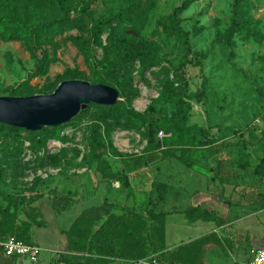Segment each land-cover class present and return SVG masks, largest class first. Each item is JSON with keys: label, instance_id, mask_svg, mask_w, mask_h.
<instances>
[{"label": "rangeland", "instance_id": "374dc122", "mask_svg": "<svg viewBox=\"0 0 264 264\" xmlns=\"http://www.w3.org/2000/svg\"><path fill=\"white\" fill-rule=\"evenodd\" d=\"M41 1L44 0H23L20 4L35 14L34 9ZM233 1L141 0L131 20L107 27L99 40L86 34L90 59L71 40L72 36L77 35V30L66 26L63 34L55 36L56 45L45 43L33 50L22 40L0 39V96L51 93L68 79H84L93 83L96 67L103 73L106 84L119 89L117 80L124 81V93L127 95L120 93L119 102L137 112H145L155 101L158 111L154 116L159 117L162 112L171 117L181 107L175 102L176 97L180 96L192 105L190 123L212 124L217 131H213V135H219L217 127L229 129L227 142L232 145L228 151L232 154L239 155L240 151L248 149L254 156H262L264 0H251L253 7L248 15L249 33L236 32L231 35ZM68 3L71 16L83 12V9L85 13H103L124 5L123 0H68ZM183 5L185 7L178 13V24L184 34L179 35L174 28L172 14ZM66 11L61 9L54 12L49 8L46 16L47 19L63 18ZM44 57L49 61L48 73L36 75ZM135 88L140 95L130 102L128 93ZM200 96L202 100H199ZM98 111L92 107L74 123L69 121V124H62L61 136L64 140L49 137L51 130L48 127L40 131H22V137L13 141L0 140V202L5 204L21 195H33L31 188L41 173L58 171L45 178L42 186L44 199L37 201L47 222L44 226H37L33 234V240L35 236L43 249L37 264H57V252L65 242L61 228L70 226L69 222L82 208V205H78L69 210L64 218H57L53 205L46 200L49 196L75 192L76 187L82 186V199L92 202L105 197L106 189H117L113 184L109 187L106 182L99 189L96 186L98 182L93 179L97 163L92 160L94 153L89 138L93 134L92 126ZM259 118L263 119L262 122L256 123ZM123 121H126V117ZM230 131H236V136H230ZM146 136V129L138 132L136 129L129 131L115 127L112 132L113 146L102 147L98 153L109 160L115 169H126L130 158L143 152ZM242 136L248 141V148L242 144ZM53 140L57 142L56 145H52ZM26 142L32 144L27 146ZM57 154H60V158L54 163L52 157ZM173 157V151H166L159 156L158 163L154 161L147 167L153 173L157 167L163 172V165H168L171 171L185 168L174 162ZM115 192L117 198L121 191L117 189ZM99 193H102V197L98 198ZM145 201L144 192L131 198V204L139 206H143ZM262 213L259 218L244 214L242 220L226 226L227 229L219 228L217 231L220 235L233 240L234 248L207 247V264L247 262L256 245H264V239H260L264 237V211ZM209 226L211 224L202 223L185 228L179 234L197 238L206 234ZM177 235L171 226L168 243L179 242ZM17 264L32 263L19 257ZM112 264L133 263L119 260Z\"/></svg>", "mask_w": 264, "mask_h": 264}, {"label": "trees", "instance_id": "16d2710c", "mask_svg": "<svg viewBox=\"0 0 264 264\" xmlns=\"http://www.w3.org/2000/svg\"><path fill=\"white\" fill-rule=\"evenodd\" d=\"M22 1L0 0L1 40H22L33 50L44 46L45 43L56 45L55 36L63 34V28L66 26L68 29L77 30V35L72 36L71 40L77 44L87 59L91 58V54L89 53V39L86 34H91L93 39L99 40L107 27L131 20L141 4V0H123L124 5L103 13H85L83 9V12L71 16L68 0L41 1L34 9L35 14L20 4ZM232 4L233 15L230 34L233 35L236 32L249 33L248 15L251 7H253L251 0H234ZM184 7L185 5L177 7L172 14L173 25L179 35L184 33L178 24V13ZM49 8L53 9L54 12L67 9V14L63 18L47 19L46 15ZM48 68L49 61L44 57L41 59L36 75H46ZM76 74L80 73L76 72ZM93 79V83L107 82L103 73L98 71L96 67H94ZM117 85L120 93L125 95L126 84L124 81L117 80ZM139 95V90L135 88L128 93L127 98L131 102ZM199 100H202L201 96ZM175 102L181 107L171 117L162 112L159 117H155L154 113L158 111L155 101L143 113L137 112L121 101L113 106L91 103L86 110L69 122L74 123L92 107L99 110L93 122V134L90 136L89 142L94 153L92 160L97 163L95 169L101 182L116 180L120 181L123 187L130 189L127 173L115 169L109 160L103 158L100 152L98 153L102 147L113 146L112 132L115 127H123L129 131L136 129L138 132L146 129V145L141 155H134L130 158L132 168L148 165L155 160L158 154L169 150L173 151L174 157L187 167L193 168L196 165V161L192 159L193 153L202 152L206 147L218 142H221L218 149L220 152L229 147L230 143L227 142L229 129L217 127L219 135H213L209 127L190 123L192 110L190 102L183 100L180 96L176 97ZM124 117H126V121H123ZM62 126L48 127L51 130L49 137L64 140V137L61 136ZM25 130L0 123V140L4 142V140L19 139L22 137L21 132ZM161 130L168 134L162 139L159 138ZM230 133V136H236V131H230ZM242 140L244 147L248 148L249 143L244 136H242ZM260 142L264 147V130H262ZM115 155L120 156V154ZM240 156L237 161L232 162L229 169H238L244 172L242 181L236 186L238 200L235 202L231 199L228 202L231 211L240 208L244 213L232 214L230 221L239 220L244 214L248 215L264 210V155L254 156L250 150L245 149L241 151ZM58 158H60V154L53 156L52 161L56 163ZM228 172L230 171H227V174ZM45 182V178L36 179L31 188L33 195L29 197L21 195L5 204L0 202V242L5 241L10 236H16L26 242L35 243L33 229L37 226H43L45 223L39 219L41 213L36 211L37 207L34 204L44 197L42 186ZM163 186L162 183H155L145 212L135 207L124 206L121 207L123 212L118 214L115 212L118 204L108 199L86 203L70 227L62 230V234L66 236V252L60 253L57 264H112L119 260L133 263L135 260L151 254H156L160 260L178 264H207L205 258L207 247L211 245L222 249L227 246L233 247L232 243L234 242L230 237H223L218 231H211L170 248L167 244V217L169 213L158 211L156 209L157 202L154 199L158 198L161 202L165 198V195H161L159 191ZM158 191L159 196L155 197V193ZM131 193L129 192L130 195ZM81 196V190L67 194L54 193L51 195L50 201L57 215H62L80 205ZM93 202L97 203L92 204ZM186 218L193 222L214 220L218 226L226 223L214 212L201 207L187 209ZM260 239H264V237ZM262 246L264 245H258L256 250ZM17 259L4 257L0 244V264H16ZM234 264L245 263L237 261Z\"/></svg>", "mask_w": 264, "mask_h": 264}, {"label": "crops", "instance_id": "0c3cea01", "mask_svg": "<svg viewBox=\"0 0 264 264\" xmlns=\"http://www.w3.org/2000/svg\"><path fill=\"white\" fill-rule=\"evenodd\" d=\"M201 126L207 128L209 127L211 133L215 134L213 131H215L214 129L216 128H213L212 124H210V126L202 124ZM220 143L221 142H218L217 144L206 147L202 152L198 151L193 153L192 159L196 161V165L193 168L187 167L179 159L173 157V159H175L174 162L177 161L182 166H185V168L179 167V169L171 171L168 165H163L165 167L163 172L157 167L156 168L157 170H155V172L153 173L151 172V169L147 167L152 162L149 163L148 165H144L139 168H132L133 165H132V161L130 160V162L126 164V169H120L122 172L127 173L130 182V189L123 187L121 182L116 180L115 181L107 180L101 182L99 180V177L97 176V172L95 169V174L93 175L94 176L93 179L96 182H98L96 183V186L97 187L99 186V189H101L100 188L101 184L103 182H106L108 183L109 187L113 184L115 188L121 191L119 193V196L116 198L114 193H116L115 191H117V189H113V188L106 189L105 197H103L100 201L108 199L109 201L118 204V208L115 210V212L118 214H121L123 212L121 207L124 206L135 207L136 209L145 212L147 206L149 205L151 194L155 187V183L159 182L164 184V186L161 187L159 191L161 195H165V198L161 202H159L158 198H154V199L157 202L156 209L158 211H165L169 213L167 217L168 218L167 244L170 248H174L181 243L195 239V238H188L189 236L185 237L179 234L185 228L196 227L202 223H207V224H211V226H209V228H207L206 230L208 231L207 233H210L211 231H217L219 228L225 230L226 226L234 225L238 221L242 220V218L233 221L229 220L234 214L237 213L241 214L242 210L240 208H237L234 211H231L228 201L232 199L233 201L236 202L238 200L236 186L242 181L244 172L238 169L229 170L230 166H232V162L234 160L237 161V159L241 157L240 156L241 151L239 152V155L236 154L234 155L230 151H228L229 147L231 146L229 145V147H227L225 151L220 152L218 150ZM141 154L142 153L137 155H141ZM161 154L163 153H160L155 157L154 161H156V163H158V161L160 160L159 156ZM227 171L230 172H228L227 174ZM77 190H81L83 192L84 188L82 186L81 187L78 186L75 188V191ZM159 191L155 193V197L159 196ZM129 192H132L131 195L129 194ZM141 192H144V195L146 194L145 204L143 206H139L136 203L131 204V198L134 199V197H136V195L138 194H141ZM97 196L98 198L102 197V193H99ZM50 197L51 196H49V198L47 197L48 199L46 200L48 203L51 204ZM85 200L82 199L81 196L80 205H82L81 206L82 208L73 218V220L82 211L86 203L89 202ZM34 205L37 207L36 211L41 213V217L39 219L45 222L44 225H46L47 222L45 221L43 210L40 206V203L37 202ZM191 207H201L208 211L214 212L217 216L223 218L226 221V223L225 225L218 226L217 222H215L214 220H207V221L197 220L195 222L188 221L186 218V210ZM263 211L264 210L255 213L253 212L248 214L247 216H255L259 218L263 214L262 213ZM66 213L62 215H57V218H61V219L64 218ZM72 222H69V224L71 225ZM171 226L175 228V231L178 234L177 241L179 242L175 244L168 243V233L170 231ZM68 227L70 226L62 227L61 232L63 229H67ZM35 228L33 229L34 233H35ZM34 239H35L34 242L40 245L35 236ZM247 240L249 239L247 238ZM233 248L234 245L231 249ZM63 252H66V236H65V242L63 243V247L60 248V250H58L57 255H60V253ZM16 264H17V260H16Z\"/></svg>", "mask_w": 264, "mask_h": 264}, {"label": "water", "instance_id": "95a60500", "mask_svg": "<svg viewBox=\"0 0 264 264\" xmlns=\"http://www.w3.org/2000/svg\"><path fill=\"white\" fill-rule=\"evenodd\" d=\"M120 99L119 89L112 85L68 79L51 93L0 96V123L40 131L71 121L91 103L113 106Z\"/></svg>", "mask_w": 264, "mask_h": 264}, {"label": "built area", "instance_id": "2783aa9c", "mask_svg": "<svg viewBox=\"0 0 264 264\" xmlns=\"http://www.w3.org/2000/svg\"><path fill=\"white\" fill-rule=\"evenodd\" d=\"M262 118L256 120V123H261ZM166 134L163 130L159 132V137H163ZM52 145H56L57 142L53 140ZM27 146L30 142H26ZM52 173H58L57 170H51L49 172L41 173V177L46 178ZM2 245V252L4 257L8 258H19L23 257L29 260L32 264H37L40 260V255L43 251L40 245L37 243H29L23 239H19L16 236H10L5 241L0 242ZM134 264H178L169 261H163L158 258L156 254H151L142 259L135 260ZM245 264H264V247L259 248L253 252L252 256L248 259Z\"/></svg>", "mask_w": 264, "mask_h": 264}, {"label": "bare ground", "instance_id": "6f19581e", "mask_svg": "<svg viewBox=\"0 0 264 264\" xmlns=\"http://www.w3.org/2000/svg\"><path fill=\"white\" fill-rule=\"evenodd\" d=\"M54 142L52 141V144H53Z\"/></svg>", "mask_w": 264, "mask_h": 264}]
</instances>
